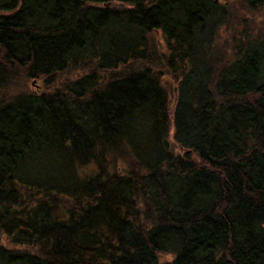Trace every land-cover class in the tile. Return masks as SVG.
<instances>
[{
  "label": "trees",
  "instance_id": "obj_1",
  "mask_svg": "<svg viewBox=\"0 0 264 264\" xmlns=\"http://www.w3.org/2000/svg\"><path fill=\"white\" fill-rule=\"evenodd\" d=\"M0 236V264H264V0H0Z\"/></svg>",
  "mask_w": 264,
  "mask_h": 264
},
{
  "label": "rangeland",
  "instance_id": "obj_2",
  "mask_svg": "<svg viewBox=\"0 0 264 264\" xmlns=\"http://www.w3.org/2000/svg\"><path fill=\"white\" fill-rule=\"evenodd\" d=\"M150 37H151L152 43L155 47H157L159 50L163 49L162 37H161V34L159 32L152 33ZM41 83H42V80H30V81L25 82L22 79L21 80L19 79V80H17L16 83L13 84V86L8 91L4 92L3 94L12 95L16 92H21V91H37V90L41 91V89H42ZM167 88L170 91V100H171V104L173 105L174 99H175L174 83L168 82ZM173 147H174V145H173ZM174 151L177 153L178 149L176 147H174ZM0 244H4V245L9 246V242H8L7 238L4 236H0Z\"/></svg>",
  "mask_w": 264,
  "mask_h": 264
}]
</instances>
